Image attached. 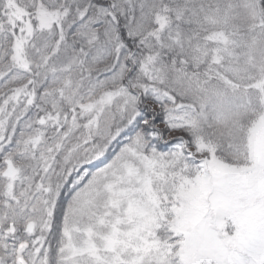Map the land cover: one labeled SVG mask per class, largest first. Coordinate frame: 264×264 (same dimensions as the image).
I'll return each instance as SVG.
<instances>
[{
	"label": "snow or ice",
	"instance_id": "6c2138e0",
	"mask_svg": "<svg viewBox=\"0 0 264 264\" xmlns=\"http://www.w3.org/2000/svg\"><path fill=\"white\" fill-rule=\"evenodd\" d=\"M0 264H264V0H0Z\"/></svg>",
	"mask_w": 264,
	"mask_h": 264
}]
</instances>
